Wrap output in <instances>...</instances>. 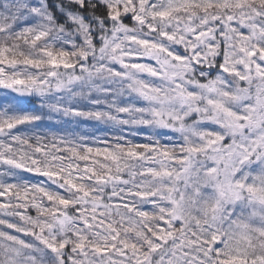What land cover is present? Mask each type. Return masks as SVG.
Returning a JSON list of instances; mask_svg holds the SVG:
<instances>
[{
  "label": "snow or ice",
  "instance_id": "1",
  "mask_svg": "<svg viewBox=\"0 0 264 264\" xmlns=\"http://www.w3.org/2000/svg\"><path fill=\"white\" fill-rule=\"evenodd\" d=\"M0 264H264V0H0Z\"/></svg>",
  "mask_w": 264,
  "mask_h": 264
}]
</instances>
